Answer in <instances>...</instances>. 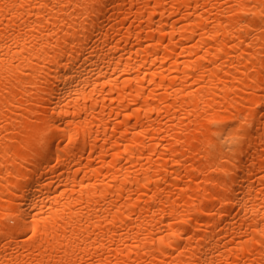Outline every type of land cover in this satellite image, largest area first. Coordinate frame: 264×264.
Listing matches in <instances>:
<instances>
[{
    "label": "bare ground",
    "instance_id": "obj_1",
    "mask_svg": "<svg viewBox=\"0 0 264 264\" xmlns=\"http://www.w3.org/2000/svg\"><path fill=\"white\" fill-rule=\"evenodd\" d=\"M0 264H264V0H0Z\"/></svg>",
    "mask_w": 264,
    "mask_h": 264
}]
</instances>
